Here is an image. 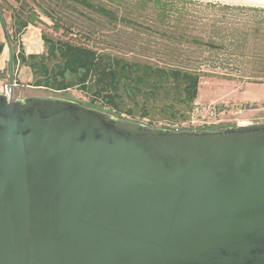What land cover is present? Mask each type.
<instances>
[{
    "label": "water",
    "instance_id": "water-1",
    "mask_svg": "<svg viewBox=\"0 0 264 264\" xmlns=\"http://www.w3.org/2000/svg\"><path fill=\"white\" fill-rule=\"evenodd\" d=\"M0 92V264H264V122L153 125Z\"/></svg>",
    "mask_w": 264,
    "mask_h": 264
},
{
    "label": "trees",
    "instance_id": "trees-1",
    "mask_svg": "<svg viewBox=\"0 0 264 264\" xmlns=\"http://www.w3.org/2000/svg\"><path fill=\"white\" fill-rule=\"evenodd\" d=\"M61 2L85 19L78 38L71 36L73 23L41 4L38 9L53 24L35 8L22 7L13 10L10 34L0 0L13 73L28 66L35 87L54 92L76 88L89 96L86 105L132 118L139 113L145 119L153 112L183 118L171 124L149 121L175 127L189 120L186 112L204 76L264 84V7L201 0ZM31 24L42 28L41 53L28 54L20 42ZM45 28L63 30L62 37Z\"/></svg>",
    "mask_w": 264,
    "mask_h": 264
},
{
    "label": "rangeland",
    "instance_id": "rangeland-1",
    "mask_svg": "<svg viewBox=\"0 0 264 264\" xmlns=\"http://www.w3.org/2000/svg\"><path fill=\"white\" fill-rule=\"evenodd\" d=\"M203 2H216L221 4H233L241 6H261L262 4L254 3L251 0H201ZM254 3V4H253ZM3 4L4 17L9 21L8 30L11 34L12 27V15L13 10H19L24 7L25 9L35 8L41 17L48 22L53 24V21L46 17L37 4H41L44 8L54 12L56 16H65V20L74 24L73 34L74 38L80 36L82 18L79 10L67 8L65 3L61 0H1ZM23 4V6H22ZM63 22H65L63 20ZM46 32L53 35L54 37H62L61 30L59 33H55L51 28H45ZM24 46L26 52L29 53H41L44 51V41L42 39V28L41 26L29 25L26 31L22 35L20 41ZM16 44V40H14ZM18 44V43H17ZM19 67L15 72L20 74ZM30 69H27L29 72ZM32 81L27 80L25 71L22 72V80L18 79V85L16 86L19 90L24 92H30L37 95H54L65 97L71 100L78 101L82 104L89 102L90 98L82 91L72 88L65 92H54L49 89L34 87ZM17 97L16 93L14 94ZM215 106L214 113L211 112L212 107ZM192 114L195 118V123L199 122L201 118L211 119L215 121L214 125L217 126H235L237 124H249L254 122H264V84L262 83H251L242 82L239 80H230L221 77H209L204 76L201 78L199 83L198 97L193 104L192 108L186 112L189 116V120L192 118ZM125 117L132 118L126 113L122 114ZM139 121L149 123V121H160V123L181 122L183 118L178 117L175 119H169L163 117L161 113L153 112L151 116L145 119H141L138 113L137 118H133ZM173 120V121H172ZM189 120L182 124H186ZM159 126H161L159 124ZM170 127V126H169ZM174 128V127H172Z\"/></svg>",
    "mask_w": 264,
    "mask_h": 264
},
{
    "label": "crops",
    "instance_id": "crops-1",
    "mask_svg": "<svg viewBox=\"0 0 264 264\" xmlns=\"http://www.w3.org/2000/svg\"><path fill=\"white\" fill-rule=\"evenodd\" d=\"M5 19V17H4ZM5 22L7 24V28L9 27V21L5 19ZM12 27V22H11ZM3 44L2 49H0V92H9L11 88L10 80H11V70H10V59H11V48L10 44L8 42V39L6 38V32L4 27V22L2 19V15L0 12V45ZM27 69H30L28 66H21L20 74L17 75L15 72V75L13 73V93L17 95V97H26L30 95H37L30 92H24L19 90L16 86L18 85V79L22 80V72L25 71V74L27 76L28 81H32L33 74L31 69L29 72H27ZM15 77V78H14ZM34 86V85H33ZM35 87V86H34Z\"/></svg>",
    "mask_w": 264,
    "mask_h": 264
},
{
    "label": "built area",
    "instance_id": "built-area-1",
    "mask_svg": "<svg viewBox=\"0 0 264 264\" xmlns=\"http://www.w3.org/2000/svg\"><path fill=\"white\" fill-rule=\"evenodd\" d=\"M214 110H215V106L212 107L211 112L214 113ZM193 116L194 115L192 114V118L186 124L175 126L174 128H177V129H180V128L204 129L208 126L215 124L214 120L206 119L204 117L201 118L200 120H198L199 122L195 123L196 120H195V118H193Z\"/></svg>",
    "mask_w": 264,
    "mask_h": 264
},
{
    "label": "bare ground",
    "instance_id": "bare-ground-1",
    "mask_svg": "<svg viewBox=\"0 0 264 264\" xmlns=\"http://www.w3.org/2000/svg\"><path fill=\"white\" fill-rule=\"evenodd\" d=\"M251 1H253L254 3H257V4H262L264 6V0H251Z\"/></svg>",
    "mask_w": 264,
    "mask_h": 264
}]
</instances>
